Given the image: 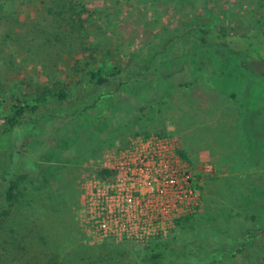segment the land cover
Masks as SVG:
<instances>
[{"label": "rangeland", "instance_id": "obj_1", "mask_svg": "<svg viewBox=\"0 0 264 264\" xmlns=\"http://www.w3.org/2000/svg\"><path fill=\"white\" fill-rule=\"evenodd\" d=\"M260 20L264 0H0V132L12 107L34 105L59 91L78 94L89 72L123 68L132 52L165 31L206 26L237 33ZM261 51L264 55V42ZM258 63L264 68V59ZM210 64L197 84L173 89L138 120L96 143H77L74 151L69 145L108 113L109 103L73 119L60 109L54 113L47 102L41 111L52 109L35 116L39 123L32 139L14 149L25 128L0 136V175L7 163L16 162L12 152L20 158L19 170L31 173L18 199L3 214L0 210V264H139L184 234L246 218L253 210L261 215L253 208L264 200V76L245 77L236 53H226L225 59L211 56ZM175 67L166 63L161 73L171 75ZM141 88L130 85L117 100L133 99ZM149 134L176 137L185 159L213 168L200 188L201 212L143 248L96 240L80 223L81 194L93 172L90 161L130 137ZM240 136L246 144L262 138L255 169L236 167L246 157ZM255 240L263 250L261 232ZM198 244H203L201 235L185 248L193 251ZM239 256L228 264H248Z\"/></svg>", "mask_w": 264, "mask_h": 264}, {"label": "trees", "instance_id": "obj_2", "mask_svg": "<svg viewBox=\"0 0 264 264\" xmlns=\"http://www.w3.org/2000/svg\"><path fill=\"white\" fill-rule=\"evenodd\" d=\"M263 42L264 20H260L256 27L237 33H232L223 27L206 26L165 31L147 43L143 49L132 52L123 68L89 72L87 86L78 94L59 91L50 95L51 100L50 97H46L34 105L12 107L5 118V128L1 130L0 136H9L12 132L18 133L19 129L25 128L27 131L24 138L20 139L17 135L14 139L17 142L12 146L14 149L19 143L32 139L33 131L39 123L35 116L52 109L45 107L41 111V106L47 102L50 103V107L56 109V111L52 110L54 113L60 109L73 119L83 111L97 109L109 103L108 113L97 118L95 123L83 130L81 135L79 134L69 145L70 150L74 151L77 143H96L108 132L121 127L124 123L138 120L145 111L159 103L173 89L188 88L200 82L210 69L211 56L225 59L226 53H236L246 68L245 77L264 76V68L258 65V61L264 59V55H261ZM166 63L172 66L176 64L171 75L161 73V68ZM208 81L211 84L212 78L210 77ZM134 84L141 85L140 92L134 95L133 99L118 101L121 92ZM231 97L236 98V94L231 93ZM113 103L116 105L114 106ZM25 119H28V122ZM261 143V137H254L245 144L246 157L243 162L246 167L243 168L247 170L257 168L254 167L260 163V151L257 147ZM7 145L10 146L9 143ZM12 153L16 162L7 163L0 175L1 212L18 199L19 193L30 182L31 177L30 172L19 170L22 167L20 158L14 154L15 152ZM179 153L185 158L183 152L179 150ZM2 160L0 155V171ZM35 170L36 168L31 172ZM253 209L261 210V215L253 210L246 218L230 219L213 228L205 227L200 233L198 230L184 234L182 239L164 246L162 251L144 256L139 264H228L236 255H240L239 257L248 264H264V249L262 250L255 240L259 232L264 236V200ZM190 218L191 216H188L178 221L177 227ZM199 235L202 237V245L198 244L193 251L185 248L188 242L199 241ZM260 258L261 262H259ZM116 264L136 263L122 260Z\"/></svg>", "mask_w": 264, "mask_h": 264}, {"label": "built area", "instance_id": "obj_3", "mask_svg": "<svg viewBox=\"0 0 264 264\" xmlns=\"http://www.w3.org/2000/svg\"><path fill=\"white\" fill-rule=\"evenodd\" d=\"M81 194L80 223L96 240L135 248L166 238L178 221L201 212V186L213 168L191 164L176 137L137 135L90 161Z\"/></svg>", "mask_w": 264, "mask_h": 264}, {"label": "crops", "instance_id": "obj_4", "mask_svg": "<svg viewBox=\"0 0 264 264\" xmlns=\"http://www.w3.org/2000/svg\"><path fill=\"white\" fill-rule=\"evenodd\" d=\"M241 138H240V141L242 142V145H245L246 144V139L244 140V137H242V136H240ZM211 163V162H210ZM212 164V163H211ZM246 164L244 163V164H241V163H237L236 164V167H241V166H245ZM212 166L214 167V169H216L215 168V166L212 164Z\"/></svg>", "mask_w": 264, "mask_h": 264}]
</instances>
